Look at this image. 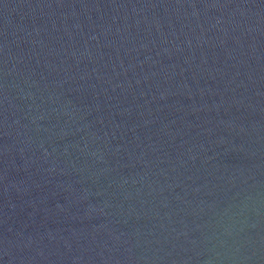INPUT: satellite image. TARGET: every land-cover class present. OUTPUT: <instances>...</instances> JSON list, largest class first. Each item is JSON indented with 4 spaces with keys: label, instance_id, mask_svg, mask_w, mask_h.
<instances>
[{
    "label": "water",
    "instance_id": "1",
    "mask_svg": "<svg viewBox=\"0 0 264 264\" xmlns=\"http://www.w3.org/2000/svg\"><path fill=\"white\" fill-rule=\"evenodd\" d=\"M0 264H264V0H0Z\"/></svg>",
    "mask_w": 264,
    "mask_h": 264
}]
</instances>
